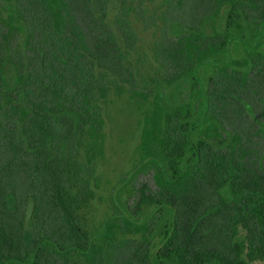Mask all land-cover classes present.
<instances>
[{"label": "trees", "instance_id": "trees-1", "mask_svg": "<svg viewBox=\"0 0 264 264\" xmlns=\"http://www.w3.org/2000/svg\"><path fill=\"white\" fill-rule=\"evenodd\" d=\"M5 2L0 264H251L264 258V82L254 87L245 74L220 66L218 75L203 77L212 87L218 83V94L191 93L202 109L174 105L166 89L188 76L198 86L194 66L242 38L248 20L255 19L253 36H264V0H178L164 12L152 44L154 75L146 78L128 64L137 40L128 0H0V10ZM225 3L231 4L226 29L203 33L201 23ZM176 22L192 30L170 33ZM123 82L142 108L138 150L154 167V185L136 186L134 199H112V214L91 236L78 213L95 196L96 159L104 156L100 101ZM188 117H217L218 138L208 120L192 122L199 130H180Z\"/></svg>", "mask_w": 264, "mask_h": 264}, {"label": "rangeland", "instance_id": "rangeland-1", "mask_svg": "<svg viewBox=\"0 0 264 264\" xmlns=\"http://www.w3.org/2000/svg\"><path fill=\"white\" fill-rule=\"evenodd\" d=\"M177 1L130 0L127 3L134 7L128 13V18L137 39L133 51L129 54L128 64L135 70L137 76L139 74L141 78H146L154 75L156 60L153 57L152 44L161 36L164 12ZM7 5L10 6V3L5 2L0 10L3 17L8 14ZM108 19L111 22L115 18L110 15ZM128 87L125 82L121 84L119 90L111 86L105 98L100 101L104 118V156L96 159L100 175L95 186L94 199L87 208L78 213L81 214L82 225L94 236L101 231L103 221L114 210L112 199L115 188L141 160L138 144L139 132L143 124L142 108L137 105L136 99L130 96ZM150 175V168L146 172L136 169L133 179L116 196L123 201L131 197L134 199L136 186L143 181L152 184ZM251 264H264V259Z\"/></svg>", "mask_w": 264, "mask_h": 264}, {"label": "flooded vegetation", "instance_id": "flooded-vegetation-1", "mask_svg": "<svg viewBox=\"0 0 264 264\" xmlns=\"http://www.w3.org/2000/svg\"><path fill=\"white\" fill-rule=\"evenodd\" d=\"M128 2H130V0H128ZM225 4H227V3H225ZM187 5H188V3H187ZM229 5L230 6H228V4L227 5L223 4V5L218 6V15L212 19L211 18L208 19L209 22L201 23L202 27L200 28V30L202 29L201 31L203 33L208 32L211 34H213V33L215 34V32H216L218 34V30H221L224 28L226 29V18H227L226 14H228L227 12H229L230 8H231V4H229ZM185 6H186V4H185ZM125 7H128L129 11L132 10V8H134L131 4H127ZM226 7L227 8L229 7L228 11L225 10ZM136 10H134V11H136ZM235 10H237V9H235ZM254 21H255V19L253 18V19H250L247 22H245L244 36H242V38L241 37L231 38L232 41H231V43L227 44V46L224 47L225 48L224 52H223V50L219 49L216 52H214V54L216 56H214L213 59L210 58L209 61L207 62L205 60L206 57L204 56L199 61L198 65L195 64L196 66H194L195 68L193 70V75L198 78V80H197L198 86L194 87L195 82L193 81V79L190 76H188V77H186V79L183 82L180 83L179 81H177L173 84H170V86H167L168 88L166 87V89H169L173 92L174 98H173L172 103L174 105L182 103L184 106L186 105L187 108L188 107L193 108L195 106H199L200 109H202L203 105H196L195 104L196 101L193 99L194 96H192L191 93H193L194 91H197V90L206 92L208 90L214 89L218 94V83L215 87H212L210 84H208L209 80H207V84H206V80H204L203 77H206V78L210 77L213 74L214 70L216 71V73L218 75V67H220V66H224V65L227 66V68L230 69L231 73L233 71V74H238L240 76L245 74L248 81L251 82L254 87H255V84L258 83L259 81L264 82V79L261 80L262 77L264 78V36L259 37V38H256L253 36V32H254L253 30H254V25H255ZM171 24H173V25L176 24V25L172 26ZM191 30H192L191 26H184V25L179 24L177 22L176 23H170V25L168 26V31L170 33H179V32H184V31H191ZM229 32L233 33V34L237 33L233 29H230ZM242 46H245V47H242ZM243 48H245V49L247 48V50H246L247 52H244ZM253 50L258 51V52L257 53L253 52ZM227 53H228V55H227ZM255 55H256V57H255ZM257 55L259 56V60L257 59ZM207 86H208V88H207ZM263 88H264V85H263ZM217 99H218V96H217ZM214 104L217 105V107H218V100H216L214 102ZM197 120L199 121L200 124H204V122L206 120L211 122L212 126H210L209 130H211L212 134L214 135L213 137L218 138V130H221V126H219V129H218V118L217 117H214V118L209 117L208 119H205V117H196V118H192V121H190L189 117L184 118L183 119L184 125L183 126L178 125L177 127L180 130H183V132L186 131L187 133L190 132L191 129L199 130L201 128V126H197V128H195V126L192 123V122H195ZM215 133H216V135H215ZM205 136H206V134H203V138H205ZM139 157L141 159L140 162L135 166V168L133 170H131L129 173H127L126 176L123 177L121 184H119L115 188L114 193H113V200H115L116 202L123 201V200H121L120 197H117L116 195L119 194L121 192V190H123V187H125L133 179V177L135 176L136 169L146 172L148 170V168H150V171H151L150 177H151V181H152L151 185L152 186L154 185L153 179H152V173L154 171L153 165L151 164L150 161L143 160L142 157L140 156V154H139ZM128 175H130L131 180L126 182V178ZM143 182H146V181H143ZM143 182H141L138 186H141ZM147 185L149 186L150 184H147ZM89 187L91 190H94V184H89ZM93 199H94V195H91L86 202L87 204H86L85 208L88 207L89 203ZM130 199H132V197L128 198L127 200H130ZM141 207L143 208V206H141ZM142 208H141V210H142ZM83 209H84V207H83ZM79 218H80V220H82L81 214L79 215ZM86 230L88 231V233L91 236H93V234L90 232L89 229L86 228ZM98 235H96V236H98Z\"/></svg>", "mask_w": 264, "mask_h": 264}]
</instances>
